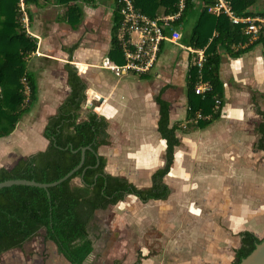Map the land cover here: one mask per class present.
I'll return each mask as SVG.
<instances>
[{
	"label": "trees",
	"instance_id": "1",
	"mask_svg": "<svg viewBox=\"0 0 264 264\" xmlns=\"http://www.w3.org/2000/svg\"><path fill=\"white\" fill-rule=\"evenodd\" d=\"M194 1L131 0L138 12L152 20L159 19L161 15L175 16L170 21V27L177 29L192 13ZM200 1L201 9L191 31L182 33L179 41L204 52L202 67L198 68L192 62L186 73V117L195 119V126L205 128L220 117L223 107L224 90L219 76L221 50L231 56H239L257 44L264 46V32L251 40L244 33L242 24L232 23L223 13L216 15L208 11L215 0ZM227 1L239 16L264 17V11L249 9L257 0ZM81 2L93 8L98 5L96 0H0V138L9 136L15 130L38 98L36 75L28 70V59L37 50V37L26 31L21 4L29 21L33 18L31 6L64 5L65 21L76 27L83 18ZM123 4L122 0H113L111 11L107 58L115 65L127 62L119 37ZM164 32L169 33V28ZM123 38H128V35ZM163 44L159 45L157 55L162 51ZM233 45L240 47L235 50ZM78 46L77 42L65 49L69 60ZM189 55L190 59L194 56L190 52ZM64 70L69 92L55 113L48 116L43 127L42 136L47 140V146L20 157L10 168L0 167V182L6 179H32L44 183L55 181L77 166L82 147L90 148L85 151L83 165L68 179L48 188L49 194L42 188L27 185L0 189V262L4 253L21 249L25 243L42 234L43 240L52 242L57 253L69 264H89L86 259L102 233L97 211L106 210L127 195L147 202L165 200L171 193L164 177L170 172L175 148L180 144L176 134L180 126L170 125L171 103L162 97L163 89L155 101L159 114L157 131L165 143L164 163L152 172L151 185L141 188L125 176L106 172V158L98 153V148L110 143L108 122L104 116L94 112L89 113L86 120L78 121L79 110L87 98V85L69 61L64 64ZM139 75L143 78L146 76L145 73ZM200 80L208 82L211 89L196 94L194 87ZM257 113L261 116V121L254 127L260 136L257 146L264 149V110L257 109ZM74 179L79 181L75 183ZM239 236V247L234 250L232 264L246 257L261 240L247 230L240 232Z\"/></svg>",
	"mask_w": 264,
	"mask_h": 264
},
{
	"label": "crops",
	"instance_id": "2",
	"mask_svg": "<svg viewBox=\"0 0 264 264\" xmlns=\"http://www.w3.org/2000/svg\"><path fill=\"white\" fill-rule=\"evenodd\" d=\"M249 9L255 12L264 11V0H257ZM197 16L198 14L193 12L189 15L179 27L181 33L191 31ZM133 38L137 40V35L134 34ZM178 42L179 45L164 41L162 51L155 60V67L153 65L151 72H145L144 78L127 79L128 73H121L122 75L118 77L114 72L104 68L103 62L113 65L107 58L110 45L105 48L102 56V53L94 48L87 49L86 54L82 55V49L77 47L73 54L74 61L70 64L74 63L78 67L79 75L86 82V100L95 105L93 112L106 118L107 131L111 135L110 141L113 140L112 128L114 130L119 128L122 135L133 138L131 144L133 148H130L129 153L136 161L132 164L133 169H128V172L130 170L134 178H130V173H126L127 171L112 170L110 161L105 167L106 172L125 176L141 188L151 185L152 172L164 163L163 160L160 166L148 164L158 157L155 150L158 149L159 153L165 150V143L157 131L159 114L155 101L161 89H163L162 97L171 103L170 125L180 126V129L176 131L180 144L175 148L170 172L164 177L171 193L165 200L143 202L145 204L154 203L165 209H158V211L147 209L141 212L137 209L125 216L135 217L130 221L131 223L135 220L139 222L140 216L147 215L153 220L158 218L160 222L164 217L170 219L172 210H167V200L176 193L177 189L180 206L176 208V213L180 211V215L187 217L192 215L190 211L192 208L190 210L188 208L192 201L196 202L195 206L200 208L201 213L198 218L187 220L183 225L184 229L181 227L179 233L172 238L174 240L168 243L164 241L163 254L150 255V258H146L148 260L145 264H232L234 250L239 247L240 232L247 230L258 238L264 237V149L257 146L260 136L254 130L255 125L261 121L257 109L264 110V46L257 44L239 56H231L221 50L219 76L224 90L221 115L205 128H199L194 124L195 119L186 117L188 110L186 73L193 57L190 59L186 49L188 46ZM233 47L236 50L240 46L233 45ZM99 59H102L100 69L95 65L99 64ZM176 64L178 68H172ZM172 70L176 72L174 75H172ZM156 71L158 74L155 77ZM162 73L164 82L159 85ZM98 74L101 75V80V77L97 80ZM43 77L46 80L43 88L42 83L39 86L37 80L38 98L34 107L21 118L9 136L0 138V167L10 168L20 157L43 150L47 146L48 142L42 136L43 127L48 116L55 113L58 105L68 94L69 88L66 85V73L62 74L64 83H60L61 86L53 80L51 75L47 74ZM54 82L59 86L58 89ZM180 84L185 87L183 99L171 101L165 96V90ZM156 85L158 87L154 90L153 87ZM142 86L143 91L141 92L139 87ZM47 87L54 88V90L47 94L45 91L43 96L41 89L45 90ZM89 113L91 110L82 104L78 121L86 120ZM188 122L191 123L188 125L189 128L182 129L186 128ZM35 129H38L40 136ZM109 147V145L100 146L98 153L108 156L109 159ZM177 150L180 152L181 168L184 173V175H179L181 181L169 177L176 170L177 164L181 163L176 162ZM211 158L217 167L226 170L209 178L205 177L206 174L203 178H198L199 172L195 174L197 177L195 182L198 185L206 184L207 188L206 191H200L199 197L196 192L193 200L187 193V182L184 180H188L190 171L195 173L198 166L206 165L205 161ZM129 196L131 195H127L124 200L130 198L133 200V206L138 208L137 200ZM124 200L113 206L124 203ZM113 206L96 212L102 233L95 244L102 238L104 232L102 225L105 222L99 219L98 212H105L108 217L107 212L112 211ZM197 208L195 212H199ZM167 223L168 221L165 222ZM170 253L171 257L168 255Z\"/></svg>",
	"mask_w": 264,
	"mask_h": 264
},
{
	"label": "rangeland",
	"instance_id": "3",
	"mask_svg": "<svg viewBox=\"0 0 264 264\" xmlns=\"http://www.w3.org/2000/svg\"><path fill=\"white\" fill-rule=\"evenodd\" d=\"M41 2H43V0H41ZM96 2L98 5L94 8L87 6L82 2L80 3L83 9V18L76 27L70 26L65 21L64 5L45 4L40 7L31 6L30 11L33 18L29 21L27 18V12L24 10L25 7L21 4L22 21L26 27V31L30 35L37 37V50L32 53L28 59V69L35 72L38 84L40 86L42 83V88L45 86L44 81H46L43 75L47 74L51 75L55 82L59 84L64 83L62 78V74L66 73L64 70V64L67 61H74L73 54L75 52L74 50L71 60H69V54L65 51L67 47L78 42V48L82 49V55L86 54L87 49L94 48L99 50L102 53V56L105 48L109 46L111 27L110 14L113 8V0H96ZM201 5L202 3L200 0H195L191 12L199 14ZM101 56L100 58H102ZM83 58L86 57L83 56ZM101 61L102 59H99V64H95L98 69L102 68L100 67ZM177 63L179 62L177 61ZM172 68H178L177 64ZM174 71L172 70V75L176 73ZM77 72L78 74L80 73L79 71ZM149 72H151V70ZM114 73L118 77L122 75L121 73ZM139 74L140 73H133L130 71L126 77L127 79H139ZM157 74L158 71L154 73V76L156 77ZM99 77H101V75L98 74L97 80H99ZM101 79L102 77L100 80ZM161 82H164L163 73L160 75L159 85ZM55 87L58 89L59 86L55 84ZM157 87L158 85L154 86L153 89L155 90ZM53 90L54 88L51 87H47L45 90L41 89L43 96L45 91H47L45 93L47 94ZM139 90L142 92L143 86L139 87ZM184 95L185 87L182 84L165 90V96L171 101L182 100ZM33 120H35V118ZM186 125V128L182 129L185 130L189 128L188 125H191V123L188 122ZM37 130L38 129H35L36 132ZM119 131V128H116L115 130L113 128L111 129L113 140L108 144L110 146L108 148V151L110 150L109 159L108 156H103L106 158V165L110 161V167L112 170H117L119 172L127 171L126 173H130V178H134L131 171L129 170L128 172V169H133L134 166H132V164L136 161L135 158L130 156L131 153H129L130 148H133L131 147L133 138L131 136H124ZM37 134L39 136L41 135L39 132H37ZM110 139L111 135H109V140ZM115 149H118V151L115 152ZM157 153L158 157L154 158L151 162H148L150 166H160L164 160V152L159 153V150L157 149V151L155 150V154ZM176 154L178 155L176 156V162L181 163L177 164V168H175L176 170L172 172L169 177L180 179L179 175H184V173H182L183 169L181 168L182 161L180 160V152L177 150ZM205 164L206 165L198 166L197 169L195 168V173L194 171H190L188 180H184L187 182V193L193 198V200L195 199L194 195H196V192L199 197L201 195L200 191H206L205 189L207 188L206 184L198 185L195 182L197 179L195 174L199 172L198 178H203L204 174H206L205 177L209 178L211 176L215 177L218 173H222L226 170L225 168L217 167L212 158L206 160ZM78 181V179H74L73 182L76 183ZM172 187H175L174 184H172ZM129 197H133L137 200V203H139L138 208L133 206V200L127 198L124 200V203L111 207L112 211L107 212L109 214L108 217L105 212H98L99 219L105 221L104 225H102L104 232L102 238L94 245L93 253L87 258V263L133 264L138 261L139 264H145L148 260L146 258H150V255L163 254L165 250L163 245L164 241L166 240V243H168L171 240H174L172 238L179 233L181 227L186 224L187 220H194L198 218L201 213L200 208L195 206V201H192V203L188 205L189 210L192 208V210H190L192 215L187 217L180 215V211L176 213V208L180 206L179 190L177 189L176 193L167 200L166 208L167 210H172L170 219L164 217L160 222L158 218H154L153 220L152 217L149 218L147 215L140 216L139 222H136L135 220L134 223H131L130 221L133 218L135 219V217L128 218L125 215L131 212L133 213L137 209L141 212L142 210L144 211L147 209L150 211L152 209L158 211V209L163 210L165 208L163 206H158L157 204L155 205L154 203L145 204L132 195ZM199 199L201 200V198ZM203 207L206 208L205 206ZM196 208L199 209V212H195ZM166 221H168L167 224H165ZM41 233H43V231H41ZM169 249L171 248L169 247ZM168 255L171 257V253ZM144 259L146 260L145 262ZM0 264H68V262L57 253L54 244L52 242L44 241L42 234H40L34 237L31 241L25 243L21 249H13L4 253L1 257Z\"/></svg>",
	"mask_w": 264,
	"mask_h": 264
},
{
	"label": "built area",
	"instance_id": "4",
	"mask_svg": "<svg viewBox=\"0 0 264 264\" xmlns=\"http://www.w3.org/2000/svg\"><path fill=\"white\" fill-rule=\"evenodd\" d=\"M124 4L121 7L123 16L119 37L124 50V56L127 60L124 65H115L103 62V67L117 73H145L149 72L157 58L159 45L164 41L178 43L181 39V30L170 27V21L175 16H163L152 20L142 13L138 12L132 5L131 0H122ZM182 6V5H181ZM208 11L213 14H225L234 24H242L243 31L250 39H256L259 34L264 32V17H245L234 13L227 0H215V3L208 7ZM169 28V33H165ZM128 38L124 39V35ZM137 35V40L133 35ZM188 52L194 54L193 64L198 68L202 67L204 61V52L202 49L186 48ZM211 89L208 82L199 81L194 87L196 94H203ZM218 101H216L217 103ZM200 117V115H198Z\"/></svg>",
	"mask_w": 264,
	"mask_h": 264
},
{
	"label": "water",
	"instance_id": "5",
	"mask_svg": "<svg viewBox=\"0 0 264 264\" xmlns=\"http://www.w3.org/2000/svg\"><path fill=\"white\" fill-rule=\"evenodd\" d=\"M71 65L74 70L76 71L78 70V67L74 63H71ZM83 104L85 105L86 108L90 109L91 112H93L95 105L91 101L86 100ZM89 148L90 146L82 147L80 161L77 164V166H75L64 176H62L61 178L55 181L44 183L32 179H6L0 182V189L12 185H27V186L42 188L46 190L47 194H49L48 188L56 186L61 182H63L64 180L68 179L74 172H76L83 165L85 158V151ZM237 264H264V237L261 238L260 242H258L255 245V248L246 257L242 258Z\"/></svg>",
	"mask_w": 264,
	"mask_h": 264
}]
</instances>
